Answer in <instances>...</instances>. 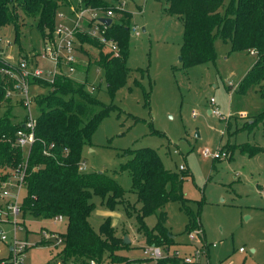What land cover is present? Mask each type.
<instances>
[{
	"label": "rangeland",
	"instance_id": "374dc122",
	"mask_svg": "<svg viewBox=\"0 0 264 264\" xmlns=\"http://www.w3.org/2000/svg\"><path fill=\"white\" fill-rule=\"evenodd\" d=\"M106 1L131 12V32L136 26L137 34L130 33L127 58L130 71L126 81L112 96L106 90L102 68L90 65L87 71L76 68L70 73L78 80H86L87 89L103 104L112 106L98 122L90 144L82 148L84 168L80 171L103 172L124 190L122 202L112 209L92 194L94 208L88 217L91 227L98 231L100 223L109 216L115 234L128 240L129 247L120 253L133 259L144 257L142 247L146 242L137 230L141 203L132 189L129 171L120 165L129 158L127 149L151 147L158 152L165 168L189 171L190 175L182 182V193L186 207L198 213L205 235L204 238L191 230L196 238L189 239L184 231L187 217L181 203L167 201L144 217V223L152 227L160 210L166 212L165 224L174 236V243L167 251L191 253L193 246L200 247L205 242L207 248L203 246L193 263L264 264V150L253 155L239 151L245 143L264 147V121L248 125L264 102L258 86L250 87L245 93L235 91L256 55L248 50L230 51L229 43L216 37L214 61L181 67L183 23L179 16L166 11L165 0ZM78 3L79 0H69L66 5H60L55 24L71 26L74 18L69 5ZM30 22L28 19L22 25L19 43L13 39L11 25L0 29L1 58L13 65L21 58H33L40 69L53 68L49 60L38 57L49 36L44 34L42 38ZM77 58L83 62L86 55L80 53ZM29 81L25 88H12L14 91L8 96L11 106L0 107V116L8 114L14 121L23 116L27 119L25 89L31 116H36L34 97L48 88ZM144 90L149 91L148 103ZM211 96L220 116L207 112ZM30 147H20L23 160H27ZM215 151L225 154L213 158ZM0 210V232L6 236L0 239V264H9L8 245L13 234L17 240L26 242L23 264H62L55 257L60 244L55 248L52 242L42 243L41 231L57 227L62 231L64 222L23 214L20 208L14 231L13 216L4 200H0ZM102 264L110 263L104 260Z\"/></svg>",
	"mask_w": 264,
	"mask_h": 264
},
{
	"label": "trees",
	"instance_id": "16d2710c",
	"mask_svg": "<svg viewBox=\"0 0 264 264\" xmlns=\"http://www.w3.org/2000/svg\"><path fill=\"white\" fill-rule=\"evenodd\" d=\"M68 1L0 0V29L11 25L13 39L19 43L22 25L29 19L42 38L44 34L51 37L57 8ZM165 1L166 11L179 16L183 23L179 53L181 67L214 61L216 37L228 42L230 51H249L253 48L256 58L239 79L235 91L245 93L250 87L258 86L264 102V0ZM80 3L104 10L112 9L111 22L106 26L105 35L116 42L117 52L109 50L97 38L77 32L81 45L79 50L86 55V60L74 64L84 71L90 65L102 68L106 90L112 96L125 83L130 71L127 58L131 12L122 7L115 8L106 0H80ZM2 68L11 70L13 66L0 57V107L6 106L8 109L10 99L5 95L8 89L13 88L15 79ZM30 83H38L48 89L34 97L37 113L20 198L22 213L48 219L57 215L63 217L65 228L58 233L62 241L55 254L62 264H90L91 260L94 264H102L104 260L110 264H141L145 258L133 259L120 253L129 244L115 234L109 216L100 223L98 231L88 221L94 208L90 199L92 194L98 195L101 203L112 209L122 202L123 188L103 172L78 169L82 148L90 144L98 122L112 106L98 100L87 89L86 80L65 74H55L52 81L31 78ZM144 97L145 103H148L149 91L144 90ZM25 117L14 121L8 114L0 116V186L8 176V169L16 168L23 161L16 136L18 130L25 129ZM258 121H264V105L248 125H255ZM261 150L264 147L248 143L239 147L240 152L249 155ZM126 153L129 158L120 168L129 171L132 189L141 203L137 212V230L146 244L168 249L174 243V236L165 224L167 215L163 209L154 226L148 227L144 223L146 215L170 200L179 201L186 212L184 231L189 233L196 230L203 235L199 215L186 207L182 193V182L190 175L189 171L165 168L158 152L151 147L129 148ZM41 240L42 243H50L49 240ZM202 243L207 247L205 242ZM54 246L57 248L58 244ZM169 261L175 264H203L184 263L172 256L162 257L155 264H167Z\"/></svg>",
	"mask_w": 264,
	"mask_h": 264
},
{
	"label": "built area",
	"instance_id": "2783aa9c",
	"mask_svg": "<svg viewBox=\"0 0 264 264\" xmlns=\"http://www.w3.org/2000/svg\"><path fill=\"white\" fill-rule=\"evenodd\" d=\"M69 7L71 10L70 13H72L71 18H74L73 24L71 26L65 24H55L51 37L49 36L45 38L43 51L41 53L39 52L38 54V57L40 59L49 60L53 68L40 69L37 66V63L33 61V58L28 59L25 57L21 58L17 64H11L13 66L11 70L3 68L1 69L6 74L15 79V83L13 85L14 90L15 88H25L28 79L31 78H41L47 81H52L55 74H65L67 76H70V73L76 70L74 64L78 60L77 54L81 53V51L79 50L81 45L77 38V32H85L90 36L97 38L101 44L106 46L112 52H117L118 46L116 42L112 38H108L105 35L106 26L108 24L101 21V18L103 17L111 18V8L104 10L101 8L83 5L80 3V0L76 6L69 5ZM132 32L137 34L136 26L132 28ZM249 52L252 54H256V50L253 48H251ZM14 90L8 89L5 96H10ZM23 98L24 103L28 106V116L24 124L25 129L17 131L16 143L20 147H30L34 140L33 127L35 124V116H31L30 113V99L27 96V89H25V95ZM209 102L211 104L209 111L214 115L220 116L221 113L219 112V107L215 104V100L212 96L209 98ZM202 154L204 156L207 155L206 150H202ZM224 154V152L220 153L215 151L213 153V158L222 157ZM26 161V159L23 160L22 163H20L16 168L10 170L8 172V176L0 186V200H4L6 209L12 213V223L14 231L17 227L16 215L20 211L19 200L21 198L20 193L24 184ZM81 163L78 166L79 170L84 168L83 163ZM179 168H183V166L179 165ZM53 220L62 221L63 217L61 215H57L53 218ZM188 237L189 239H194L196 238V235L189 232ZM5 238V234L0 232V239ZM41 238L44 240H49L53 245H57L62 241L58 233L50 232L45 229L41 231ZM11 244L12 251L10 257L8 258V263L23 264L26 242L17 240L15 238V234H13ZM202 246L203 245H201L200 247L193 246V251L191 253H180L178 250L170 253L167 251V249H163L158 245L145 244L142 247V252L144 254L143 258H145V261H143L141 264H155L158 259L167 256L176 257L184 263H192L202 251ZM239 250H243V247H239ZM57 264L60 263L58 262ZM90 264H94V262L91 260Z\"/></svg>",
	"mask_w": 264,
	"mask_h": 264
},
{
	"label": "crops",
	"instance_id": "0c3cea01",
	"mask_svg": "<svg viewBox=\"0 0 264 264\" xmlns=\"http://www.w3.org/2000/svg\"><path fill=\"white\" fill-rule=\"evenodd\" d=\"M207 112L209 113V109H207ZM21 193H22V191H21ZM20 193V194H21ZM23 194V193H22ZM22 194H21V196H22ZM2 201V200H1ZM0 215H1V212H0ZM54 222H57V223H61V222H64L63 220L62 221H55V220H53ZM47 230V229H46ZM49 231H54V232H57V233H59L61 230H60V228H53V229H50ZM203 233H204V231H203ZM203 236H204V238H205V235L203 234ZM6 239V238H5ZM11 241H12V239H11ZM9 257H10V255H11V251H12V244H11V242L9 243ZM8 257V258H9Z\"/></svg>",
	"mask_w": 264,
	"mask_h": 264
},
{
	"label": "water",
	"instance_id": "95a60500",
	"mask_svg": "<svg viewBox=\"0 0 264 264\" xmlns=\"http://www.w3.org/2000/svg\"><path fill=\"white\" fill-rule=\"evenodd\" d=\"M101 20L103 21V22H105L106 24H109L110 22H111V18L110 17H103V18H101ZM130 33H132V32H130ZM179 59H180V56H179ZM124 241L127 243L128 242V240H126V239H124Z\"/></svg>",
	"mask_w": 264,
	"mask_h": 264
}]
</instances>
